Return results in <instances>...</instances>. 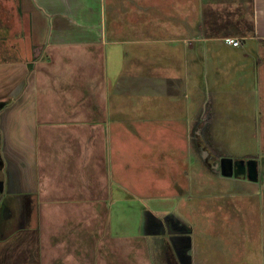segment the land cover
<instances>
[{"label":"crops","instance_id":"0c3cea01","mask_svg":"<svg viewBox=\"0 0 264 264\" xmlns=\"http://www.w3.org/2000/svg\"><path fill=\"white\" fill-rule=\"evenodd\" d=\"M166 2L0 0V212L19 216L0 231V264H197L194 229L172 210L186 196L150 208L121 156L147 103L184 102L189 121L213 51L235 52L234 77L260 78L264 0ZM202 112L187 124L194 145L216 122ZM13 193L17 211L4 206Z\"/></svg>","mask_w":264,"mask_h":264},{"label":"rangeland","instance_id":"374dc122","mask_svg":"<svg viewBox=\"0 0 264 264\" xmlns=\"http://www.w3.org/2000/svg\"><path fill=\"white\" fill-rule=\"evenodd\" d=\"M241 25L242 33L252 28L248 20ZM220 53H211L213 66L203 71L208 80L198 81L200 86L188 91L196 99L189 124H196L202 110L210 119L213 114L216 121L208 129H197V144L188 139V122L179 109L184 102L173 99L160 103L159 99L158 107L147 103V110L134 111V131L140 132H134L131 153L127 158L121 156L120 163H125L133 176L132 183L127 184L131 185L130 192L148 196L150 208L153 195L172 192L193 197L190 201L177 197L172 210L184 214L194 229L197 264H264V64L256 73L260 78L249 79L252 74L248 73L245 80L238 79L234 77L235 52L223 49ZM216 75L218 79H213ZM254 79L260 82L255 84ZM140 117L146 119L145 124L139 122ZM202 151L208 152L207 157ZM250 158L258 162L257 182L226 177L216 167L223 166L224 160L234 166L236 160ZM14 194L5 196L4 206L17 211L20 199ZM18 222L19 216L0 212V231L4 235L5 227L10 231ZM184 254L182 251L180 257L193 255Z\"/></svg>","mask_w":264,"mask_h":264},{"label":"water","instance_id":"95a60500","mask_svg":"<svg viewBox=\"0 0 264 264\" xmlns=\"http://www.w3.org/2000/svg\"><path fill=\"white\" fill-rule=\"evenodd\" d=\"M223 166L221 165L218 167L219 169H222V172L226 176H234L236 178L245 179L247 178L250 181L257 182L258 181V162L254 158L250 159H238L235 162V165L232 166L229 160L223 161Z\"/></svg>","mask_w":264,"mask_h":264},{"label":"built area","instance_id":"2783aa9c","mask_svg":"<svg viewBox=\"0 0 264 264\" xmlns=\"http://www.w3.org/2000/svg\"><path fill=\"white\" fill-rule=\"evenodd\" d=\"M226 42L229 45H233V46H238L240 44L239 40H235V39H232V38L226 39Z\"/></svg>","mask_w":264,"mask_h":264},{"label":"flooded vegetation","instance_id":"af4514ba","mask_svg":"<svg viewBox=\"0 0 264 264\" xmlns=\"http://www.w3.org/2000/svg\"><path fill=\"white\" fill-rule=\"evenodd\" d=\"M202 152H203V155H205V157H207L208 152L207 151H202Z\"/></svg>","mask_w":264,"mask_h":264}]
</instances>
